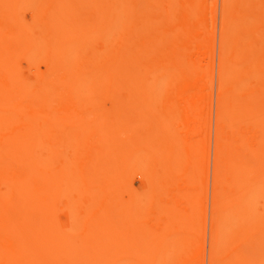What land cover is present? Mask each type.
<instances>
[{
	"label": "bare ground",
	"instance_id": "1",
	"mask_svg": "<svg viewBox=\"0 0 264 264\" xmlns=\"http://www.w3.org/2000/svg\"><path fill=\"white\" fill-rule=\"evenodd\" d=\"M112 1L117 0H0V127L4 129L3 132L0 131V133L2 134L1 136L3 137L2 139H0V264H95L96 261H94L93 259H90L91 261L89 260V256L87 255L88 253L93 258L96 256V259L100 261L103 259L104 262L102 260L100 264H111V262L112 264H136L139 258L141 259L137 264H156L158 261L159 262L157 264H160L161 259L163 258L166 259V263L163 264H173V262L171 261L174 258L173 260L175 262L177 247L180 244L179 241L181 242L183 238H186V235L184 236V234H186V231H184L185 228L182 227L184 226V224L182 226L180 225L182 228H184V230H182V228H179V230H182L180 232L184 231L183 235L179 232V234H181L180 236L177 235L178 231L176 230L180 226L177 227V225H175L179 222L174 224V221L170 223L169 220H167L170 217L166 219L167 216H171V218L173 216H177L179 219L184 216L182 213H177L175 215L172 213V198L176 196V193L181 191L182 187L184 186L181 185L183 174L181 170H179L177 161L172 159V147L174 144L172 143L173 134H171V131L173 132V130L169 131L170 128L160 129V127H157L156 125L158 123L155 119L159 120L162 116V118L164 119L165 116L163 112H161L162 110H158L157 113L153 111L156 110V108L154 109V107L157 106L156 104L158 100L155 97L159 95H157L159 89L163 87H171L170 89H172L173 86L177 87L179 91H177L176 94L172 95L171 100L172 102H180L181 105L183 104L182 106L184 108H180L177 110L181 113V118L178 128L176 126L175 127L179 131L181 130L190 132L191 125L195 120V113H193L192 117L189 114V117L187 118L184 112L186 110L195 111L197 107H199L203 103L204 90L202 88L204 84V74L200 66L194 63L192 59V54H200V48L196 45L190 46L189 43L185 42L189 40L195 41L203 36L204 27L208 24L206 17V13H208L206 12V10L208 9L206 5L207 0H180V2H178V0H136L135 7H133L135 8L134 10L132 8V4L131 7L129 4L130 8H126L124 7L125 4H121V6L116 9L117 7L115 5L117 4L112 5ZM104 2H111V5L115 6L113 7L114 9L108 8L104 4ZM240 2L241 5L238 2V4L240 5V7L238 8L233 7V0H224L223 4L222 17L224 16V22L222 21V49L224 51H222L223 54L220 60V94L217 104L218 137L228 138V140L230 139V143L235 144L238 142L237 140H235V138H242L251 135L253 137L260 136L261 131L264 128V114H262V105H264L262 103L263 96L249 91V88L246 85V83H248L247 80H250L252 75V80L255 81L254 74L263 73L264 68L260 70L261 67H259L257 61L254 60L255 53L251 51L252 48H250V43H248L249 45L247 44L249 47L246 45H242L244 41L241 38L243 36L239 38L242 43L237 42V44H235V46L237 47L234 48L232 52L233 54H228V51H226V48L228 46V38L231 35V29H229V26H247L255 24L254 15L252 13V7L253 4L255 5V0H240ZM127 3H131V1H127ZM177 9H179L181 16L178 18L177 12H175L177 11ZM129 13L130 15L134 13L132 15L133 17L128 16ZM26 14L30 15V19H26L25 17H23L24 15L26 16ZM172 15L173 18L174 16H176L175 18L177 19V22L176 24L174 23L176 27L182 29L181 31H179V33L175 32L176 34L173 33L175 29L172 31ZM156 27L159 31L156 30V32H152V34L150 33L151 35L148 34L149 31H147L146 33L148 35H146L145 32L142 33L144 29H148L151 31ZM239 35H237V37H239ZM134 36H137L135 37L136 39H139L141 37V39L143 40H136ZM131 38L132 40H136L137 43L139 42L136 46V50L138 48L137 52H134L135 49L133 50L132 46V50L130 49V45H132L133 43L136 44L135 41L131 43ZM178 39L186 40L184 42L185 44H180V47L178 41L180 42L181 40ZM100 41L104 44V50L102 51L96 48V44L98 46V42ZM150 54L152 56H155L157 54V60L153 59ZM177 54H184V57L178 60L176 59ZM149 55L150 58L153 59V61L150 58H147V56L149 57ZM20 57L25 59L26 63L24 65H19L17 63V59ZM27 74H33L36 79L34 81H30L26 76ZM180 76H182L183 79L176 84V80ZM155 77H158V79L160 77V79H156V81ZM128 87H133V91L135 92L136 90L138 91L136 95L134 93L135 96L138 95L137 98L139 97L140 100L142 98L145 99H142L143 105H133L134 100L132 101V99L129 98L130 96L127 94L128 92L132 93L131 88V91L129 89L126 90L128 92H124V94H127L128 96H126L125 99L122 98L123 91H125L123 89H127ZM138 88L141 89L139 90ZM142 88L143 90L146 89L144 91L149 90L148 92H145V94H147L145 96H149L148 101L146 97H143L144 91L142 90ZM101 89H107L105 90V93L110 90V92L105 94L104 96L103 94H101L102 101H104V98L108 100H105V103L107 104L109 101L114 99V96H117L115 94H118V92L121 91L119 93V98L125 100L126 102H128L130 99L131 102H128L127 104L130 105L132 103L135 109L132 105V107L128 105L130 109L128 107L127 108L129 110H131V108L136 110L137 113L131 111L136 115H132V113L128 112L129 110L127 109L126 111L128 113H126V111H121L122 107L120 104L122 103V101L120 99H118L117 101L116 97L114 100L118 102L119 106H116V108L118 107V111L109 110L113 107L112 105L108 110L106 109L108 106L110 107V105L105 106L106 109L104 105H101V107H104L103 109L105 110H98L100 104L99 107H97L98 105L96 104H98L99 102L101 103V99L100 101L96 100V94L99 93V90ZM115 89H118L119 91ZM151 89H155L154 92L158 90L156 92V95L153 96L154 99L151 97L152 95H150V93L152 94L153 92ZM112 91L118 92L112 94ZM82 92L86 93V95L83 93V96L81 94ZM140 92L143 94H141ZM66 95H69L70 101L71 99L75 100V98H77L76 101H78V103L83 99L85 100L82 101L83 103L86 101L93 102V100H96L98 103H92L90 106H94L95 104V108H97V110L95 108H91L90 111H81L83 108L88 110L86 108L87 105L82 108L81 106H83L84 104L79 103L78 105L76 104V102V108L74 107L75 105L72 104L73 109H71V105L67 106L61 104V101L63 102L62 98H64V96ZM78 95L82 96L79 97ZM87 98L92 100H87ZM157 98L161 99L159 98V96ZM68 100L67 103L70 102ZM119 100L121 101V103ZM153 100L154 103L156 102V104L153 103ZM148 102L152 104H148ZM109 103L111 104L112 101ZM144 103H146L148 106L146 104L144 105ZM87 104L89 105V102ZM153 104L154 106L152 108ZM60 105H63L65 110L63 108V110L59 109L58 107ZM141 105L147 106V108H149V105H151V109L149 110L144 107L149 110L147 111L146 109H143ZM65 106H67L68 108ZM159 106L160 105L158 104L157 108L161 109L159 108ZM123 107L126 108L125 106ZM77 108H79L80 111L77 110ZM124 108L122 109L125 110ZM144 110L147 111V113H145ZM151 110L152 113L150 112ZM159 112H161L162 115H160L161 113L159 114ZM49 119L50 121L51 119H53L54 122H58V120L60 121L61 119H63L64 121L65 119V121L67 120L69 122L70 125H68L67 127L68 131L62 129L65 132L67 131L68 133H61V135H65V139L67 141H63L64 138L61 135L58 136H61V138L63 139L60 138L57 140V134L55 135V131L53 132L56 136L55 140H57L55 143L53 140L54 138L50 137V135H48V140L53 138L51 140V142L53 141V143H47L44 137L43 139L45 140L42 139V133H44L46 131V128L48 126L50 127L51 125H46V122L50 123ZM140 119L144 120V123H142L141 127L137 126L138 130H135L133 127H131V124L133 126L134 124L132 122L135 120L139 121ZM147 119H150V121H147ZM142 120H140V122ZM145 120L148 125H150L149 122H152V120L153 122L155 121L154 125L156 131L155 129H153L155 132L147 125L146 128L144 127L146 124ZM162 122L165 123L164 120H162ZM84 123L86 124L84 125ZM55 124L56 123H54V126L57 125ZM58 124H60V122H58ZM63 124L66 125L68 123L63 122ZM81 124H83L84 126ZM136 125L140 124L137 123L135 124V126ZM82 126L85 127V132L83 133H81V130H84L82 128L80 129V127ZM129 126L133 129L129 128ZM256 126L258 130L252 131V128L255 129ZM44 127H46L45 131L42 130V128ZM54 128L57 130V127ZM86 128H88V130ZM139 128H143V130H140ZM128 129H130V131L132 132H130ZM60 130L61 129H59L58 131ZM58 131H56V133ZM179 131H177V133ZM70 132H72L71 135L69 134ZM78 132L80 134H78L80 138L76 136ZM49 133L52 132L49 131ZM58 134H60V132H58ZM66 134H69L68 136L72 138L73 141L71 139L69 140ZM73 134L74 136L78 137V140L82 139V142L86 141L84 137L86 136L87 141L85 143H82L81 141L80 143H75ZM6 136H9L10 140L5 139ZM44 136L48 137L45 134ZM83 139L85 140L83 141ZM135 142L137 145H134L138 147V149L141 148L139 150V153H135L136 147L131 148L133 147L132 143ZM83 148L87 149L85 150L87 151V153L89 152L87 154V158L83 157L85 153L83 152V150L82 158L78 154V152H81L78 150ZM230 148L234 151L236 149V145H231ZM130 149L134 151L133 153L136 156L132 153V150L130 151ZM142 149H145L146 152H143ZM140 151H142V153H140ZM75 152H77L78 155ZM82 152L80 154H82ZM118 152L122 153L124 158H122V154L118 156ZM129 154H131V158L133 160L125 159L128 157H126V155ZM145 155L147 157H145ZM220 156L221 153L217 152L218 159L220 158ZM67 157L70 158L69 162H67L66 160ZM118 157L120 158L119 160H117ZM105 159L107 160V162L108 160L111 161L112 159L113 162L111 161V163H113V166H115L112 167V170L116 168L114 169V171H111V169L108 170V174L107 172H105V167V170L103 169L104 172L102 170V165H104L106 162ZM124 159L126 161L128 160L127 162L129 164ZM148 159L149 161H147ZM50 160L56 161H54L55 164H53V167L52 164H50L52 163V161ZM122 160H124L125 162H123ZM129 160L131 162H129ZM116 161H119V166L118 162ZM107 162L105 165H107ZM122 162L129 165H125V167L127 166V169L123 168L124 166ZM149 164L151 165L152 169L150 168L148 170V166H150ZM146 165L148 168L146 167ZM98 167H100L101 169ZM95 168H98V173H106L103 174L102 177V174L100 173V177L105 180L106 183H103V180H98V178L100 177L98 176V173L96 172L97 170H95ZM117 168L122 169L117 170ZM123 169L129 171L124 174L126 171L124 172ZM248 169V167L245 168L242 174H247L245 172H248ZM250 169L253 170L252 166ZM134 170H136L137 172H135ZM110 171L115 172V174L117 173L119 175H122V177L120 176L121 178H118V180H123L124 177L127 178L129 174H131L130 172H135V174L139 176L141 173L147 185L153 186V191L150 188L151 186H149L150 189L148 188V190H151L154 193L152 196V193L150 191L152 204L147 201L150 200V197L148 196L149 193L147 192L148 190H146L147 188L145 190L143 188H140L143 189L141 190L142 192L140 191V189L133 190L132 188L135 187L126 185V180H130L129 178H127L126 180L124 179L125 181L123 180L122 183L118 182L117 180V185L114 181H112V179L116 181V176L113 177L109 175ZM225 173L226 174L224 178L222 179L220 177H217L215 183L214 202L216 207L218 208V211L223 209V212H226L230 209L227 208V206H231L230 203L233 202L235 191H240V201H242L248 194H257L264 187L263 183L259 180H256L255 178H251L249 182L245 183L244 181L242 182L237 179L235 177V173L229 172V170ZM137 175H135V177ZM105 176L106 178L112 177L111 179H107L109 181H112V183L110 181L111 184L109 183V181L104 179ZM185 176L187 177L189 176V174H186ZM136 178H139L140 180L142 179L143 181V178H140L138 176ZM94 181H100L104 186L96 187V183L93 185ZM97 183L98 185H100L99 182ZM112 184L114 186L116 185L117 189L120 187V189H113ZM120 184H122V186ZM125 185L128 187H125ZM123 186L125 187V190H121ZM130 188L132 189V192H134L138 197L136 195L135 196L139 198L137 199L135 197V199L133 195H130V200H132V197L133 202H135L134 200H136V202L132 203L131 205L125 203L130 202L127 198L130 193H124L131 192ZM109 191H118V194L122 197L120 198L118 194L116 195L122 201L124 200L122 203L123 205L120 204L121 200L117 198L115 194L114 197L116 198H112V200L110 199L111 197L109 199L105 197V200H102L103 198H100L101 200L98 199L96 201H94L95 199L92 200V196H94L95 193L96 196L97 193L99 196H104L105 194L107 195ZM99 192H101L103 195H100ZM137 192L142 196L140 195L139 197V194ZM147 196L148 198H146ZM56 198L64 199V202L62 203V205H64V208L68 206L66 205V203L71 206H68L71 209L74 207L75 203H78L85 208V211L87 210L88 215L85 213L86 216H81V218H79L83 219L82 221L77 218L80 221V225H78L77 227H73L75 229H68V232L70 233V235L68 234V232L66 233L68 238L65 237L66 235L64 236V232H66L67 230L64 231V229V232L62 233L63 228L61 227V224H56V222H60L58 217H56L58 220L54 219L53 214L55 212L53 211V213V209L49 208L50 204L52 205L51 199ZM48 199H50L51 202L48 201V204H43ZM140 199H145V204L143 202L141 203ZM65 200H67V202ZM137 200L139 201L137 202ZM69 201L73 202L74 204L72 203L71 205ZM61 202L62 201L56 203L55 207H57V204L59 203L61 206ZM133 204H135V206H133ZM140 204L142 205L138 212L137 210H135V208L136 206L139 207ZM147 204H151V206ZM41 205L48 206H45L46 209L44 210V212L47 210V214H45L46 217H53V219L48 218L51 219L49 221L54 223L53 220H57L54 224H52L53 226L55 224L58 226L56 227L55 225V227H53L54 230L52 229V225L50 224L51 222L49 223L47 218H44V212L43 210L42 212L40 210L44 208V206L42 207ZM119 205H121L122 207ZM146 205L149 207L145 208ZM123 206L128 210L130 209L131 212L133 210L134 213L128 212L130 214L129 215L122 209ZM127 206H130L131 208L133 207V209H131L130 207L128 208ZM47 208H49L53 213L52 214L50 212L52 216H49L51 214L48 213ZM69 208L68 212L71 215L72 213ZM120 208L126 214H122ZM56 209L58 210L59 208ZM73 209L72 212H75V210H77L78 208H76L75 210ZM119 211H121V213H119ZM218 211L216 218L217 220L214 225V231L212 235L213 259L211 264H241L242 262L243 264H251V262L254 261L249 259L251 262L249 260L247 261H249L250 263L246 262V260H244L245 257H243V254L237 252V249L232 250V248L229 247V251H219L220 248L228 249V246H230L232 242L229 241L230 238L228 236L227 237L229 239L227 240L226 237L222 238L223 236L219 235L220 232L222 234L223 231H221L222 228H220L221 226H219L218 224L220 219L218 217ZM57 212L54 215H58ZM62 213L64 214V212ZM124 214V217L126 218L121 217ZM131 214L134 217L137 216L135 220ZM73 216L75 215L73 214ZM138 216H140V218ZM145 216L147 217V219H145ZM76 217H78V214H76ZM119 217H121V220ZM129 217H131L130 220L128 219ZM69 218L72 219V215ZM122 218L123 220L128 219L130 223L129 225L132 226H130V229H132L130 230L131 234L132 232L135 234L136 231L138 237L137 235H135L134 237H137L136 239H139L141 241H136V239L134 238L131 239V236L134 234L131 235L130 232L127 233V231H124L125 229H122L125 228L123 227V225L128 224V221L124 220V224L121 227ZM103 219L107 221H101ZM76 220L74 221L75 223L79 222L78 220ZM164 220H167L166 223L168 222L171 224L169 226L168 223L166 224V230V227H163ZM171 220H173V218ZM133 221L135 222V224H138V226L134 225ZM137 221H139V223ZM45 222L49 224L46 225ZM101 222H104L106 225L102 226L104 223L102 224ZM175 222H177V220ZM172 224L174 229L173 232L172 230H168L171 229L170 226H172ZM133 225L135 226V228ZM162 227L163 234L165 233L164 231H167V233L169 231L168 237L170 239H164L165 236L167 237V233L164 234L165 236H161L162 241L163 239L164 241L166 240L165 242L163 241V246L157 243V238L158 240H160L159 234H161L160 231ZM175 227L177 228L175 229ZM103 228H105V231L103 232H106V235L104 233L102 234L105 236L110 235L111 243H113L112 246L114 245L113 247L116 248V253L120 248V252H118V255H120V257L115 254V251L113 249L110 252L109 248L105 249L106 247H109L111 243L101 242L99 241V239L96 241L95 239L93 240V238L96 237L95 234L101 233V229L103 230ZM136 228L138 229V232ZM55 230L56 232H53V234L51 231ZM59 230L61 231L59 232ZM192 230H188L189 236L193 234ZM223 230H225V228ZM122 231L126 234L127 237L124 236V238L126 239L123 238L124 234H122ZM49 233H51L52 235ZM145 233L148 239H145ZM149 233L152 236L153 234H156V236L151 237ZM172 233H175V235H177V238H174V234ZM223 233L226 234L227 232ZM55 234L58 236L61 235L60 237H64V239H61L59 237V239H61L59 240L57 238L58 236H56ZM121 234L122 237L120 239L119 236H121ZM147 234H149L150 237ZM69 236L71 237V239ZM170 236L173 239L170 238ZM179 236L180 238H183L179 239ZM193 237L195 238L194 235ZM153 238H155L154 242L157 241L156 243H154V245L153 241L151 242V240H154ZM84 239L85 242L83 241ZM186 239L187 241L189 240L188 237ZM219 239L222 240L218 241ZM223 239L226 240L223 241ZM56 240L57 242H62L59 244L56 242ZM128 240L129 242H127ZM167 240H169L170 242V247L168 248V250H166L169 246V243L166 244L168 242ZM68 241L69 243H67ZM138 241L141 244L136 243ZM149 241L151 244L149 243ZM171 241L175 242L174 244H172L173 246L171 245V243H173ZM183 241L181 243H183ZM194 241L192 240V243ZM221 241L222 244H219L221 243ZM226 241L229 242L227 243ZM142 242H147L145 243L148 244L147 248L146 246L144 247V244ZM177 242L179 244H176ZM68 244L70 245V247ZM175 244L176 246L174 247ZM184 244H186V242ZM149 245H153L150 246L153 248L156 246V253L157 250L161 253L163 252L162 250H165L163 252L164 254L162 253V255L160 252V255L156 254L153 249H148ZM222 245L228 246L224 247ZM134 246L137 247L136 250ZM158 246H162L163 249L156 250V248H159ZM186 246L188 245L186 244ZM195 246L196 243L194 244L193 250H197V252H199L197 247L195 248ZM64 247H66V250L64 249ZM67 247L68 250L73 253L67 254ZM171 247V255H175L174 257L169 256L170 253H168L170 252L169 250ZM232 247L234 248L233 245ZM103 248L106 250L105 253ZM130 248H132L135 253L140 250L138 252L139 254H135L133 251H131ZM179 248L181 249L183 247ZM94 249L95 251H93ZM128 249H130V251ZM188 249H190V247ZM191 249L189 251L191 252L190 254L186 252L187 248L185 247L186 254L184 253V255L188 256L190 254L192 258L187 256L184 257L183 253L181 255L177 251V254L179 255L177 257L178 259L176 258L175 263L197 264V262L199 261L198 254L195 251L193 252V250L191 251ZM86 250L88 251V253L86 252ZM90 250H92V252H90ZM143 250L144 252L147 251L145 253H147L146 255L148 257L144 255ZM149 251L152 254H150ZM107 252L109 255H112L115 260L114 258L113 260L112 258L107 259ZM99 253L101 254V258ZM126 253L130 256H126ZM235 253L238 254L233 255ZM63 254H65L66 258H64ZM121 254H124L125 256L123 255V257ZM222 254L225 255L223 256ZM68 255L69 260L67 259ZM70 255H72V257H70ZM77 255L79 256L77 257ZM115 255H117L118 258H116L117 256L115 257ZM143 255L146 257H144ZM158 255L160 257H157ZM135 256L136 258L138 257V259H136ZM152 256H154L155 258ZM127 257L129 259H123ZM77 258L79 260H77ZM120 258L123 260H121ZM150 258L151 260H149ZM147 259L149 261H147ZM155 259H157V261ZM124 260H127L128 263L123 262ZM152 260H155V262H153ZM240 260H242L241 263ZM256 262H254V264H262L261 262ZM96 264H98V262Z\"/></svg>",
	"mask_w": 264,
	"mask_h": 264
},
{
	"label": "rangeland",
	"instance_id": "2",
	"mask_svg": "<svg viewBox=\"0 0 264 264\" xmlns=\"http://www.w3.org/2000/svg\"><path fill=\"white\" fill-rule=\"evenodd\" d=\"M127 1H131V3H127ZM242 1V0H241ZM113 2H115V3H113ZM178 2H180V0H178ZM207 2V10H206V12H208V13H206L207 14V21H208V24H207V26H205L204 27V33H203V36L201 37V38H199V39H197V40H189V41H187V42H185L186 40H182V39H184V38H182V39H178V40H181L180 42L178 41V44H179V46L181 47V45L182 44H185V43H189L190 44V46H198L199 48H200V54H192L193 56H192V59H193V62L194 63H196L198 66H200V68L202 69V71H203V74H204V84H203V90H204V100H203V103L199 106V107H197V109L195 110V111H193V110H186L184 113H185V116L188 118L189 117V114H190V116L192 117L193 116V113H195V120H194V122L192 123V125H191V129H190V132H188V131H179L177 128H178V125H179V123H180V118H181V116H180V112H178L177 110L178 109H183L184 107L181 105V103L180 102H172V95H174V94H176L177 93V91H179L178 90V88L177 87H175V86H173L172 87V89H170L169 87H163V88H160L159 89V92H161V93H157V95L159 96V98H161V99H158L157 97H155L156 99V101H157V104H156V102L154 103V100H153V103L154 104H156L157 106H158V104L160 105L159 106V108H161V109H158L157 108V106L156 107H154V109L156 108V110L155 111H153V112H156L157 113V111L158 110H162L161 112H163V114H164V116H165V118H166V120H165V118L163 119L161 116V118L159 119V120H157V119H155L156 120V122L159 124V126H158V124L156 125L157 127H160V129H169V131L170 130H173V132L171 131V134H173V138H172V143L174 144L173 145V147H172V159L173 160H176L177 161V164H178V166H179V170H181V172H182V174H183V176H182V179H181V181H182V184L181 185H184L183 187H182V190L181 191H179L178 193H176L177 195L176 196H174L173 198H172V213L175 215V214H177V213H182L184 216H182V217H185V218H182L181 217V219H179L177 216H173L172 218H173V220H171L172 218H171V216H167L166 217V219L167 218H169V219H167V220H169V222L171 223L172 221H174L173 223L175 224V223H178V224H175V225H177V227L178 226H182L183 224H184V226H182V227H184L185 228V230H184V228H182L181 226L180 227H178V229H176L177 227H175V229L178 231L177 232V235H180L181 236V234L183 235L184 233V231H186L185 233L186 234H184V236L187 238H189V242H191V243H189L188 241H187V239L185 240L183 237V239L182 238H180V236H179V239H182L181 240V242L183 241V243H181L180 241H179V243L177 242L176 244H179L178 245V247H177V251L179 252V254H181L182 255V253H183V255H184V253L186 254V252H188V253H190L191 254V252H189L190 251V249H191V247H192V249H191V251L194 249V244L196 243V246H195V248L197 247V249H198V251L199 252H197V250L195 251V250H193V252L195 251L197 254H198V262H197V264H211V262H212V259H213V249H212V245H213V243H212V240H213V238H212V235H213V231H214V225H215V223H216V218H217V211H218V208L216 207V205H215V202H214V191H215V183H216V180H217V177H220V178H224V176H225V172H227L228 170H229V172H233V173H235V177L237 178V179H239L240 181H244L245 183L246 182H249L250 180H251V178H255L256 180H259V181H261L262 183H263V185H264V128H263V130L261 131V129H260V131H261V135L260 136H257V137H253L252 135L251 136H247V137H238V138H235V140H237L238 142L235 144V143H230V139L228 140V138H225V137H218V121H217V108H218V106H217V104H218V97H219V94H220V78H219V68H220V60H221V58H222V54H223V52L222 51H224L222 48H223V44H222V30H223V22H224V16L222 17V9H223V4H224V0H207L206 1ZM238 2H239V4L241 5V2H240V0L238 1V0H233V7H235V8H238V7H240V5L238 4ZM104 4L108 7V8H110V9H114L113 7H117L116 9H118L119 8V6H121V4H125L124 5V7H126V8H128L129 7V4H130V7H131V4H132V8L133 7H135V4H136V0L134 1V0H122V1H112V5H115V4H117V5H115V6H112L111 5V2L109 3V2H104ZM127 4V5H126ZM122 5V6H123ZM239 5V6H238ZM237 6V7H236ZM129 7V8H130ZM120 9H121V7H120ZM135 8H133V10H134ZM252 13H253V15H254V19H255V24H252V25H247V26H240V25H231V26H229V29H231L230 31L232 32H230V36H229V38H228V46H227V48H226V51H228L227 53L228 54H233L232 52H233V50H234V48H236L237 46H235V44H237V42L238 43H242V41L239 39L240 37H242L241 39L244 41L243 43H242V45H246V46H248L249 44L248 43H250V48H252V52L253 53H255L254 54V60L255 61H257V64H258V66L259 67H261L260 68V70H262L263 68H264V0H255V5L253 4V7H252ZM134 12V11H133ZM175 12H177V18L178 17H181L180 16V12H179V9H177V11H175ZM181 13H183V12H181ZM134 14V13H133ZM132 14V15H133ZM174 14H176V13H174ZM126 15H128V14H126ZM132 15H130V13H129V15L128 16H132ZM160 15V14H159ZM23 16V15H22ZM127 16V17H128ZM23 17H25L26 19H30V15L29 14H26V16L24 15ZM133 17V16H132ZM176 16H174V18H173V15H172V31H173V33H179V31H181L182 29H179V28H177L176 27V22H177V19L175 18ZM223 21V22H222ZM175 23V24H174ZM234 26V27H233ZM239 27V28H238ZM144 29V28H143ZM142 29V30H143ZM152 29V28H151ZM160 29V28H159ZM238 29V30H237ZM245 29V30H244ZM141 30V31H142ZM145 30V31H144ZM143 30V32L142 33H144L145 32V34L147 33V31H149L148 32V34L149 35H151L152 34V32H156V30H158V28L156 27V28H153V30H148V29H144ZM155 30V31H154ZM247 30V31H246ZM159 31V30H158ZM151 33V34H150ZM172 33V34H173ZM175 33V34H176ZM148 34H146V35H148ZM236 34V35H235ZM240 34V35H239ZM244 34V35H243ZM142 35V34H141ZM237 35H239V37H237ZM144 36V35H143ZM135 37H137V36H134V38ZM145 37V36H144ZM244 38V39H243ZM136 39V38H135ZM139 39H141V37L139 38ZM138 38L136 39V40H139ZM131 40H132V38H131ZM136 40H132L131 41V43H133V41H135L136 42V44L135 43H133L134 44V46H133V44L132 45H130V47L132 46L133 47V50L135 49V51L134 52H137V50H138V48H137V50H136V46L138 45V43H137V41ZM141 40H143V39H141ZM140 41V40H139ZM185 42V43H184ZM181 44V45H180ZM248 44V45H247ZM186 45H188V44H186ZM186 45H184V46H186ZM239 45V44H238ZM183 46V47H184ZM132 47L130 48L131 50H132ZM249 47V46H248ZM96 48L98 49V50H104L103 48H104V44H103V42H98V46H97V44H96ZM181 50V49H180ZM232 50V51H231ZM133 52V51H132ZM152 54V53H151ZM150 54V55H151ZM150 55H149V57L147 56V58L149 59L150 58ZM154 55V54H153ZM157 55V54H156ZM152 56V58L153 59H155V60H157V56ZM182 57H184V54H177V56H176V59H178V60H180ZM147 58H146V60H147ZM151 59V58H150ZM153 59H151L152 61H153ZM159 59V58H158ZM149 61V60H148ZM182 61H183V59H182ZM150 62V61H149ZM17 63L19 64V65H24L25 63H26V61H25V59L24 58H22V57H20V58H18L17 59ZM255 75V81L254 80H252V78H253V75H252V77H251V79L249 80H247V82L250 84H248V83H246V85H247V87L249 88V91H251V92H254V93H256V94H259L260 96L262 95L263 96V100H262V103L264 104V72L263 73H257V74H254ZM27 76V78L30 80V81H34L36 78L34 77V75L32 74V75H30V74H27L26 75ZM159 80L160 79V77H159V79H158V77H155V80ZM179 79V80H178ZM178 79L176 80V84L177 83H179L180 81H182V76H180V77H178ZM181 79V80H180ZM156 80V81H157ZM242 85V84H241ZM132 89V93L131 92H128V91H126V90H129V89ZM137 88V87H136ZM131 89H130V91H131ZM139 90L141 89V88H138ZM163 89H164V91H163ZM105 90H107V89H105ZM105 90H103V89H101V90H99V93H97L96 94V100H99L100 101V99L102 98V95L101 94H103V96L105 95V94H107V93H109L110 92V90H108L107 91V93H105ZM115 90H118V89H115ZM122 90V89H121ZM123 90H125V91H123V94H122V98L123 99H125L126 98V96H130L129 98L130 99H132V101L134 100V104L133 105H135V104H142L143 103V101H142V99H144V98H142L141 100L139 99V97L137 98V96H135L136 94H137V90H136V92L135 91H133V87H128L127 89H123ZM135 90V89H134ZM142 90H143V88H142ZM144 90H146V89H144ZM143 90V91H144ZM153 92L155 91V89H151ZM175 90V91H174ZM69 91V90H68ZM68 91H66V92H68ZM81 91H83V90H81ZM102 91V92H101ZM104 91V92H103ZM119 91V90H118ZM118 91H116V92H114V91H112L113 93L112 94H115V93H117ZM142 91V92H143ZM149 91V90H148ZM148 91H144V96L143 97H146V99H147V101H148V97L147 96H145V95H147V94H145V92H148ZM152 91H150V92H152ZM158 90H156V92H157ZM85 92V91H84ZM84 92H82L81 94L83 95V93ZM121 92V91H120ZM120 92H118V94H115V95H117L118 96V98H117V96H114V99H115V97H116V100L118 101V99H120L119 98V93ZM124 92H128L127 94H124ZM153 92H152V94L150 93V95H152L151 97L154 99V95H156V92H154V94H153ZM134 93H135V95H134ZM141 93V92H140ZM140 93H139V95H140ZM85 95H86V93H84ZM121 94H120V96H121ZM141 94H143V93H141ZM149 94V93H148ZM82 95H80V96H82ZM100 97H98V96ZM66 96H68V97H66ZM66 96H64V98L66 99H64V98H62L63 99V102L61 101V104H63V105H67V106H70L71 105V107H72V104L73 105H75L74 107L76 108V104H78L79 105V103H83L82 101H85L84 99L82 100V101H79V103H78V101H76V99L77 98H75V100H72L71 99V101H70V98H69V95H66ZM79 96V95H78ZM79 96V97H80ZM84 96V95H83ZM142 96V95H141ZM141 96H140V98H141ZM161 96V97H160ZM98 97V98H97ZM82 98V97H81ZM85 98V97H84ZM151 98V99H152ZM69 99V100H68ZM78 99H80V98H78ZM86 99V98H85ZM114 99H112L111 101H112V103L110 104L109 102H111V101H109L108 102V104L107 103H105V100L106 101H108L107 99H105L104 98V101H102V99H101V103L99 102H97L96 100L94 101L93 100V102H91V101H88L89 102V105L87 104L88 102L86 101V102H84L83 104V106H81L82 108L83 107H85L86 105H87V109L88 110H86L85 108H81L82 110L81 111H90L91 110V108H95L96 107V105H98L97 107H99V104H100V107H101V105L103 106L104 105V107L105 106H107V105H110V107L108 106L107 107V109H106V107H105V109L106 110H108L109 108H111V105L113 106L112 108H114V109H109V110H117L118 111V107L116 108V106H119L118 105V102L117 101H115ZM129 99V101L128 102H131V100ZM150 99V100H151ZM166 102H164L163 100ZM67 100L68 101H70V102H68L67 103ZM87 100H92V99H88L87 98ZM122 101V103H121V101ZM119 101H120V105H121V107L122 108H124L123 106H125L126 108H124L125 110H123L121 107V111H126V109L127 110H129L130 109V107H128V105L129 104H127L128 102H126L125 100H122V99H120ZM128 100V99H127ZM145 100V99H144ZM123 101H124V103H123ZM146 101V102H147ZM75 102H76V104H75ZM95 102H97L98 104H96ZM104 102V103H103ZM136 102V103H135ZM66 103V104H65ZM92 103H95L94 104V106H90ZM125 103H126V105H125ZM161 103V104H160ZM117 104V105H116ZM122 104H123V106H122ZM146 103H144V105H145ZM148 104H152V103H150V102H148ZM154 104L152 105V108H153V106H154ZM62 105V106H63ZM78 105H77V107H78ZM132 105V103L129 105V106H131ZM132 105V106H133ZM143 105V104H142ZM141 105V107H143V109H146L147 108V106H142ZM61 106V105H60ZM60 106L58 107L59 109H61V110H63L64 109V106L62 107L61 106V108H60ZM67 106H65V107H67ZM131 106V107H132ZM136 106V105H135ZM138 106V105H137ZM164 106H165V108H164ZM99 107V109L98 110H105V109H103L102 107V109ZM129 109H128V108ZM139 107V106H138ZM140 107V108H141ZM144 107H146V108H144ZM151 107V105H149V108H147V109H151L150 108ZM63 108V109H62ZM68 108V107H67ZM74 108V109H75ZM80 108V107H79ZM79 108H77V110H79ZM133 108L135 109V107L133 106ZM262 108H263V113L262 114H264V105H262ZM71 109H73V107L71 108ZM96 110H97V108H95ZM134 109H132L131 108V110H129L128 112H131V111H134V112H136L137 113V111L136 110H134ZM146 109V110H147ZM65 110V109H64ZM149 110H147V111H149ZM80 111V110H79ZM145 111V110H144ZM147 111H145V113H147ZM176 111H177V113H176ZM127 111H126V113H128ZM133 112V113H134ZM151 113H152V110L150 111ZM161 112H159V114L161 113ZM175 112V113H174ZM132 113V112H131ZM131 113H129V114H131ZM132 113V115H136L135 113L133 114ZM140 114H142V113H140ZM150 114V113H149ZM170 114V115H169ZM160 115H162V113L160 114ZM146 119V118H145ZM164 120L165 121V123H167V124H165L164 122H162V120ZM263 119H264V116H263ZM140 120H142V119H140ZM140 120L139 121H137V120H135V121H133L132 123L134 124L133 126H132V124H131V127H133L135 130H138V127H141V125H142V123H144V120H142L141 122H140ZM161 120V121H160ZM147 121H150V119H147ZM49 122L50 123H48V122H46L47 124L46 125H50V127L48 126L47 128L46 127H44V128H42V130H44L45 131V128H46V131L44 132V131H42V130H40V131H42V132H44V133H42L43 134V136H42V139H43V137L46 139H43V140H45L47 143H53V141L51 142V140L53 139L54 140V143L58 140V139H60L61 138V136L64 138H61V139H63V141H65L66 139V137H65V133L68 131V129H67V127H68V125H70L69 124V122L66 120L65 121V119H64V121H63V119H61L60 121L58 120V122H60V124H58V122L56 121V122H54L53 121V119H51V121H50V119H49ZM52 122H54V123H56L55 125L56 126H54V123H52ZM63 122H67L68 124H66V125H64L63 124ZM135 122V123H134ZM152 122H153V120H152ZM152 122H149V124L152 126ZM155 122V121H154ZM154 122H153V126H154V128H153V126L151 127L150 125H148V123H146V120H145V128L147 127V126H149L150 127V129L152 128V130L153 129H155V131H156V128H155V125H154ZM161 122V123H160ZM177 122V123H176ZM137 123H139L140 125H136L135 126V124H137ZM86 123H84V125H85ZM161 124H164L165 125V127H164V125H161ZM45 125V124H44ZM45 125V126H46ZM81 125H83V124H81ZM83 125V126H84ZM147 125V126H146ZM43 126V125H42ZM57 127V130L54 128V127ZM59 126V127H58ZM65 126V127H64ZM80 127V129L82 128L83 130H84V128L85 127ZM138 126V127H137ZM174 126V127H173ZM177 128H176V127ZM64 127V128H63ZM130 126H129V128H131ZM143 127V128H144ZM50 128V129H49ZM133 128H131V129H133ZM143 128H139L140 130L142 129L143 130ZM59 129H61L60 131H58ZM62 129H65V130H67L66 132L64 131V130H62ZM87 130H88V128H86ZM53 130V131H52ZM129 131H130V129H128ZM134 130V131H135ZM145 130H147V129H145ZM148 130H149V128H148ZM158 130H159V128H158ZM256 130H258V128H257V126H256V128L255 129H253L252 128V131H256ZM0 131L1 132H3L4 131V129L3 128H1L0 127ZM49 131L50 132H52V133H49ZM55 131V135L57 136V140H55L56 139V136L54 135V132ZM56 131H58V132H60V134H58V132L56 133ZM63 131V132H62ZM78 131V130H77ZM154 131V130H153ZM154 131V132H155ZM177 131H179L178 133H177ZM83 132H85V130L84 131H82L81 130V133H83ZM130 132H132V131H130ZM153 132V133H154ZM61 133H64L63 135H61ZM68 133V132H67ZM71 133L72 132H70L69 134L71 135ZM73 133H76V132H73ZM175 133V134H174ZM44 134L46 135V136H48V135H50V137H53L52 139H50V140H48L49 139V136L48 137H45L44 136ZM51 134H53V135H51ZM69 134H66V136H68ZM78 134H79V132L76 134V136H78ZM177 134V135H176ZM2 134L0 133V136H1ZM58 135H61V136H58ZM80 135V134H79ZM176 135V136H175ZM76 136H74V134H73V138L75 139V143L76 142H79L80 143V141L82 142V139H80V140H78V137L80 138V136H78V137H76ZM175 136V137H174ZM8 137V138H7ZM85 137V139H86V141H87V138H86V136H84ZM3 137L1 136L0 137V139H2ZM67 138H69V140L71 139L72 141H73V139L72 138H70L69 136L67 137ZM77 138V139H76ZM5 139H8V140H10V138H9V136H6V138ZM85 139H83V141L85 140ZM68 140V141H69ZM77 140V141H76ZM60 141V140H59ZM58 141V142H59ZM67 141V140H66ZM72 141H70V142H72ZM86 141H84V142H82V143H85ZM232 141V140H231ZM234 142V141H233ZM133 144V147H131V148H134V147H136L135 145H137L136 144V142L135 143H132ZM135 144V145H134ZM131 145V144H130ZM231 145L233 146V145H236V149L233 151V149L231 150ZM132 146V145H131ZM144 148H146V147H144ZM136 149H137V151H136ZM136 149H135V153H139V150L141 149H138V147H136ZM82 150H83V152H85L84 153V156H83V152H82ZM85 150H87V149H80V150H78V151H81L82 152V154H80L81 152H78V154L80 155V157L82 158V156L83 157H85V158H87L88 156H87V154L89 153H87V151H85ZM132 149H130V151H131ZM143 150V149H142ZM145 151V149L143 150V152ZM134 151L132 150V153H133ZM146 152V151H145ZM217 152H220L221 153V156H220V158L218 159L217 158ZM76 154H77V152H75ZM140 153H142V151H140ZM77 154V155H78ZM122 153H120V152H118V156L119 155H121ZM134 154V153H133ZM135 155V154H134ZM143 155V154H142ZM107 156V155H106ZM130 157V158H128V157ZM136 156V155H135ZM151 156V155H150ZM149 156V157H150ZM117 157V156H116ZM126 157L127 158H125V159H132L131 158V154H129V155H126ZM145 157H147L146 155H145ZM84 158V159H85ZM122 158H124V156H123V154H122ZM121 158V159H122ZM141 158V157H140ZM117 159V158H116ZM120 158L118 157V159L117 160H119ZM124 159V160H125ZM143 159H144V157H143ZM151 159V158H150ZM66 160H67V162H69L70 161V158L69 157H67L66 158ZM106 160V159H105ZM124 160H122L123 162H125ZM133 160V159H132ZM137 160V159H136ZM50 161H52V160H50ZM54 161L55 160H53L52 161V163H50V164H52V167H53V164H55L54 163ZM111 161H112V159H111ZM111 161L110 160H108V162H107V160H106V162H107V165H105L106 164V162H105V166L104 165H102L103 167H102V170L104 169L105 170V168H106V171L105 172H107V174H108V170H110L111 169V171H114V169H116V168H114L113 170H112V167H115V166H113V163H111ZM128 161V160H127ZM126 161V162H127ZM143 161V160H142ZM147 161H149V159L147 160ZM151 161V160H150ZM56 162V161H55ZM113 162V161H112ZM116 162H118V166H119V161H116ZM122 162V164H123V168L125 169L127 166H129V165H127V163H123ZM129 162H131L130 160H129ZM140 162V161H139ZM120 163H121V161H120ZM138 163V162H137ZM149 163V162H148ZM117 164V163H116ZM129 164V163H128ZM131 164V163H130ZM125 165H127L126 167H125ZM150 165V164H149ZM120 166V167H121ZM131 166V165H130ZM251 166H252V169L253 170H251L250 168H251ZM52 167H51V169H52ZM101 167V166H100ZM100 167H98V168H100ZM105 167V168H104ZM109 167H111V168H109ZM116 167H117V165H116ZM137 167V166H136ZM135 167V168H136ZM146 167H147V165H146ZM149 167V168H148ZM147 168H148V170L151 168V165L150 166H148ZM249 168L248 169V172H245V173H247V174H242L243 173V170H245V168ZM98 168L96 169L95 168V170H97L96 172L98 173ZM53 169H55V168H53ZM101 169V168H100ZM119 169H122V168H117V170H119ZM123 169V170H124ZM127 169V168H126ZM142 169V168H141ZM152 169V168H151ZM95 170H94V172H95ZM101 170V171H102ZM104 170H103V172H104ZM251 170V171H250ZM110 171V174L109 175H111V176H113V177H115L116 178V181L115 180H113L112 179V181H114L115 183L117 182V180H118V178H121L122 177V175H119V174H115V172H111ZM126 171V172H125ZM129 171V170H128ZM127 170H124V174H126L127 172H128ZM135 172H137L136 170H134ZM117 172H119V171H117ZM120 172H121V170H120ZM135 172H130L131 174H129V176L127 177V178H129L130 180H128L127 178H125L124 177V179L126 180V185H130V186H132V187H135V188H132L133 190H135V189H140V188H143L144 190L146 189V190H148V188H149V186H151V185H147V183H146V181L144 180V178H143V176H142V174L140 173V176L139 175H137V174H135ZM189 172V173H188ZM253 172V173H252ZM101 173V172H100ZM100 173H98V176L100 177ZM133 173H134V175H133ZM240 173V174H239ZM102 175H101V177L103 176V174H106V173H101ZM186 174H189V176H185ZM132 175V176H131ZM135 175H137L138 177H140V178H143V181H142V179L140 180L139 178H136L135 177ZM121 176V177H120ZM125 176V175H124ZM131 176V177H130ZM142 176V177H141ZM100 177V178H101ZM107 177H109V176H107ZM234 177V178H235ZM100 178H98V180H103L102 178L100 179ZM104 178V177H103ZM112 178V177H111ZM110 177L109 178H106V176H105V178L104 179H111ZM123 179V180H124ZM164 179H166V178H164ZM97 180V179H96ZM123 180H118V182H120V183H122L123 182ZM124 180V181H125ZM133 180V181H132ZM100 181H94L93 182V185L95 184V186L97 187H102V186H104V185H102L101 183L103 182H105L106 183V181L105 180H103L102 182H100ZM107 181H109V180H107ZM111 181V180H110ZM110 181H109V183H110ZM112 181H111V183H112ZM132 181V182H131ZM97 182H99V184L100 185H98V183ZM130 182V183H129ZM110 183V184H111ZM117 184V183H116ZM106 185V184H105ZM118 185V184H117ZM121 186H122V184H120ZM125 185V187H128V186H126ZM112 186H113V189H115L116 188V185L114 186L113 184H112ZM148 186V187H147ZM125 187L123 186V188L121 189V190H125ZM130 188V189H131ZM151 189H152V191H153V186H151L150 187ZM149 188V189H150ZM113 189H111V190H113ZM117 189V188H116ZM115 189V190H116ZM118 189H120V187L118 188ZM117 189V190H118ZM132 189L130 190L131 192H124V193H130L129 194V196L127 197L128 198V200L130 201V202H125V203H127V204H129V205H131L132 203H135L136 202V200H134L135 202H133V197H132V200H130L131 198V196L133 195L134 196V198L137 196L134 192H132ZM143 189H140V191L141 190H143ZM110 190V191H111ZM120 190V191H121ZM127 190V189H126ZM108 192V194H109V196H108V194L105 196H99L98 195V193H97V196H96V193L94 194V196H92L93 198H92V200L93 199H95L94 201H96V200H98V199H100V198H103L102 200H105L104 198L105 197H107L108 199L110 198L111 200H112V198H116L117 197V195L116 194H118V191L117 192ZM129 191V190H128ZM139 191V192H140ZM150 191L151 190H148L147 192L149 193V197L151 196L150 195ZM151 191V193H152V196H153V192ZM123 192V191H122ZM142 192V191H141ZM146 192V193H147ZM100 193V195L102 194L101 192H99ZM138 193V192H137ZM111 194H112V196H111ZM114 194H115V196L116 197H114ZM139 194V193H138ZM103 195V194H102ZM122 195H123V193H122ZM131 195V196H130ZM136 195V196H135ZM140 195L141 194H139V197H140ZM144 195V194H143ZM146 195V194H145ZM118 196H120L119 194H118ZM126 196V195H125ZM142 196V195H141ZM148 196L146 197V198H148ZM240 196H241V194H240V191L238 192V190L237 191H235L234 192V196H233V202H231L230 203V207H228L227 206V208H230L228 211H226V212H223V209H221L220 211H218V217L220 218L219 219V226H221L220 228H222L221 229V231H223V232H227L226 234L225 233H223L222 232V234H221V232H220V236H223L222 238H225L226 237V239L228 240L229 238H230V242H232V244L230 245V246H228V245H222V246H224V247H226V246H228V249H225V248H223V249H219V251H229V247H231L232 248V250L233 249H237L236 251L237 252H239L240 254H243V257H245L244 258V260H246V262H248V263H250L251 261L250 260H253L254 262H256V261H258V262H261L262 264H264V187L260 190V192L259 193H257V194H248L247 196H246V198L244 199V200H242V201H240ZM122 196H120V198H121ZM138 197V196H137ZM136 197V198H137ZM106 198V199H107ZM117 198H119V197H117ZM119 198V199H120ZM130 198V199H129ZM135 198V199H136ZM145 198V199H146ZM124 199V198H123ZM137 199H139V198H137ZM145 199H140L141 200V203L143 202H145L146 200ZM150 200H147L149 203H151L152 202V199H151V197L149 198ZM52 200V205L50 204V206H49V208L50 209H53L52 210V212L54 211L55 213L57 212V211H62V212H64V214L60 211V212H57L58 213V215L56 214V215H54L52 212H51V210L49 209V208H47L48 209V213H52L53 214V217H54V219H57L56 217H58V219H59V221L60 222H56L57 220H53L54 221V223L56 222V224L57 223H59L58 225H60L61 224V227L63 228H61L62 229V233L64 232V231H66V232H64V236L66 235V233L68 232V229L69 228H73V227H77L78 225H80V221L79 220H83V219H79V218H81V216L83 217V216H86V214H87V210L85 211V208L83 207V206H81L80 204H78V203H73V202H70L71 203V205H72V203L74 204V207L73 208H78L77 210L80 212H78L77 210H75V209H73V210H75V212H76V214H78V217H76V214H75V212L73 213L72 212V209L71 208H69V207H71V206H69V204H67L66 202H67V200H65L66 202V205H68V206H66V207H68L69 208V210H71V215H72V219H73V221H72V219L71 218H69L71 215H70V213L68 212V208H64L63 206L64 205H62V203L64 202V199H60V198H56V199H51ZM101 200V199H100ZM121 200V199H120ZM48 201H50V199H48L46 202H44L43 204H48L49 202ZM53 201H54V203H53ZM57 201V202H56ZM59 201H62L61 202V206H60V203L59 204H57L58 206L57 207H55V205H56V203H58ZM124 201V200H123ZM123 201L121 200V202H120V204H122L123 203ZM132 201V202H131ZM139 200H137V202H138ZM51 202V201H50ZM148 202H146V203H148ZM118 203V202H117ZM240 203H243V204H240ZM78 204V205H77ZM119 204V203H118ZM145 204V203H144ZM152 204V203H151ZM151 204L149 205V204H147V205H149V206H151ZM123 205V204H122ZM125 205V204H124ZM137 205V204H136ZM141 205L142 204H140V206L139 207H137L136 206V208H135V210H137L138 212H139V210H140V207H141ZM146 205V207L145 208H148L149 206H147ZM42 207L44 206V205H41ZM41 206H40V208H41ZM45 206H47V205H45ZM44 206V208H42V209H40L41 210V212H42V210H43V212H44V210L46 209V207ZM119 206H121V205H119ZM133 206H135V204H133ZM48 207V206H47ZM51 207H53V208H51ZM55 207V208H54ZM61 207H62V209H61ZM81 207V208H80ZM122 207V206H121ZM128 208L130 207V206H127ZM56 208H59L58 210L56 209ZM79 208H80V210H79ZM131 208V207H130ZM54 209H56V210H54ZM65 209V210H64ZM67 209V210H66ZM126 213H134V211L132 210V212H131V210L129 211L127 208H125L124 206H123V208H122ZM131 209H133V207L131 208ZM50 210V211H49ZM120 210H121V208H120ZM123 210H121L122 211V214L123 213H125V212H123ZM66 211V212H65ZM85 211V212H84ZM121 211H119V213H121ZM47 212V210L44 212V218H47V220L49 221V220H51V219H53V217H46V215L45 214H47L46 213ZM88 212H89V209H88ZM136 212V211H135ZM50 213V214H51ZM86 213V214H85ZM125 213V214H126ZM128 213V214H129ZM225 213V214H224ZM52 214L51 215H49V216H52ZM73 214L75 215V216H73ZM125 214L124 215H122L121 217H124L125 216ZM88 215V214H87ZM130 215V214H129ZM132 215V214H131ZM48 216V215H47ZM121 217H119L120 218V220H121ZM132 217L134 218V220H135V218L137 217H134L133 215H132ZM139 218H140V216H138ZM227 217H228V219H227ZM48 218H51V219H48ZM79 220H78V219ZM124 218H126V217H124ZM130 218L131 217H129L128 219L130 220ZM176 218H178V219H176ZM71 219V220H70ZM78 220L79 222H74L75 220ZM105 219H107V218H105ZM105 219H103V220H101V221H107V220H105ZM118 219V218H117ZM128 219H124V220H127L128 221ZM138 219V218H137ZM145 219H147V217L145 216ZM175 219V220H174ZM76 220V221H77ZM124 220H123V218H122V224H121V227H122V225L124 224ZM166 220V221H167ZM171 220V221H170ZM177 220V222H175ZM46 221V220H45ZM139 221H141V220H139ZM139 221H137L138 223H139ZM143 221H144V218H143ZM146 221V220H145ZM166 221L164 220V225H163V227L165 228L166 227V224L168 223H166ZM51 221H49V223H50ZM126 222V221H125ZM134 222V221H133ZM147 222V221H146ZM184 222V223H183ZM46 223V222H45ZM49 223H46V225L47 224H49ZM54 223H50L51 225L52 224H54ZM78 223V224H77ZM102 224L104 223V222H101ZM140 223H142V222H140ZM170 223H168V226L169 225H171ZM187 223H188V225H187ZM190 223V224H189ZM55 224V225H56ZM127 224V223H126ZM130 223H129V221H128V224L127 225H123V227H125V228H122V229H125L124 231H127V233H129L130 232V234H131V231L130 230H132V229H130L132 226L131 225H129ZM131 224H132V222H131ZM55 225L53 226L52 225V229H53V227H55ZM70 225H72V226H70ZM106 224L104 223L102 226H105ZM128 225H129V228H128ZM134 225H137L138 226V224H135V222H134ZM133 225V226H134ZM127 226V227H126ZM131 226V227H130ZM185 226H187V227H185ZM190 226H191V229H190ZM47 227V226H46ZM48 227H49V225H48ZM56 227H58L57 225H56ZM141 227V226H140ZM140 227H139V229H140ZM163 227H162V229H161V234H159V233H157V234H159L160 235V240H158V238H157V243H159V244H161L162 245V243H163V241H164V239H166V238H168L169 239V237H168V233H169V231H168V233H167V231H164L165 233L164 234H166L167 235V237L162 233V230H163ZM171 227V229H168V230H172V232L174 231V229H173V224H172V226H170ZM170 227H168V228H170ZM189 227V228H188ZM134 228H135V226H134ZM133 228V229H134ZM179 228L181 229L182 228V230H184L183 232H180V231H182V230H179ZM225 228V230H223ZM48 229V228H47ZM49 229H51V228H49ZM59 229V228H58ZM65 229V230H64ZM73 229H75V228H73ZM105 228H103V230L101 229V233H97V234H95V236L96 237H94L93 238V240L95 239V241L96 240H98L99 239V241H101V242H105V243H111V238H110V235L109 236H105L106 235V232H103V231H105L104 230ZM127 229V230H126ZM167 229V227L165 228V230ZM193 229V230H192ZM54 230V229H53ZM64 230V231H63ZM70 230V229H69ZM129 230V231H128ZM136 230H137V232H138V229L136 228ZM188 230H192V232H193V234H191L190 236H189V232H188ZM49 231V230H48ZM61 230H59V232H60ZM72 231H74V230H72ZM50 232V231H49ZM52 233L53 232H56V230L55 231H51ZM59 232H58V234H59ZM71 232V231H70ZM123 232V231H122ZM121 232V233H122ZM171 232V231H170ZM179 232L181 233V234H179ZM195 232V233H194ZM102 233H104L105 235H103ZM108 233V232H107ZM176 233V232H175ZM175 233H172V234H174V238L177 236V235H175ZM49 234H51V233H49ZM54 234V233H53ZM61 234V233H60ZM68 234L70 235V233L68 232ZM122 234H124L123 235V238H124V236H126V234L123 232ZM122 234H121V236H119L120 237V239H121V237H122ZM132 234H134L133 232H132ZM131 234V235H132ZM150 234V233H149ZM149 234H147L149 237H150V235ZM52 235V234H51ZM56 235V234H55ZM62 235V234H61ZM60 235V236H61ZM108 235V234H107ZM130 235V236H131ZM135 235H137V237H138V234L136 233V231H135V234L134 235H132L131 236V239H136L134 236ZM159 235H158V237H159ZM165 236V238L163 239V241L161 240L162 238H161V236ZM193 235L195 236V238L193 237ZM56 236H58V235H56ZM60 236H58L57 238L59 239V237ZM113 236V235H112ZM129 236V235H128ZM153 236H156V234H153ZM152 235H151V237H153ZM172 236V235H171ZM170 236V238H172ZM229 238H228V237ZM66 238H68V236L66 235L65 236ZM70 237V236H69ZM127 237V236H126ZM146 237V238H145ZM145 239H148L147 238V236H146V233H145ZM219 237V236H218ZM61 239L63 238L64 239V237H60ZM143 238V239H144ZM177 238V237H176ZM221 238V237H220ZM61 239H59V240H61ZM70 239H71V237H70ZM86 239H87V237H86ZM124 239H126V238H124ZM129 239V238H128ZM154 240H151V242L153 241V245H154V243H156V242H154L155 241V238H153ZM173 239V238H172ZM171 239V240H172ZM191 239V240H190ZM226 239H223V241H225ZM91 240H92V238H91ZM137 240H139V239H136V241ZM170 240V239H169ZM169 240H167L168 242L166 243V244H168L169 246L167 247V249L166 250H168V248L170 247V242H169ZM175 240V239H174ZM177 240V239H176ZM192 240L194 241L193 243H192ZM220 240H222V239H219L218 241H220ZM65 241V240H64ZM84 242H85V239L83 240ZM139 241H141V240H139ZM139 241L138 242H136V243H139ZM144 241V240H143ZM160 241H162V242H160ZM166 241V240H165ZM164 241V242H165ZM228 241V242H229ZM56 242H57V240H56ZM62 242V241H61ZM61 242H57V243H61ZM71 242V241H70ZM87 242V241H86ZM127 242H129V240L127 241ZM134 242H135V240H134ZM133 242V243H134ZM171 242H173V241H171ZM186 242V244L188 245V246H186V244H184ZM227 242V241H226ZM226 242H225V244H226ZM227 242V243H228ZM67 243H69V241L67 242ZM89 243V242H88ZM87 243V244H88ZM104 243V244H105ZM126 243V242H125ZM136 243H135V246H136ZM143 243V242H142ZM145 243H147V242H144L143 244H144V247L146 246V248H147V246H148V244H145ZM149 243H150V241H149ZM175 242H173V243H171V245L172 244H174ZM70 244H72V243H70ZM102 244V243H101ZM112 244L113 243H111V245L109 246V247H104L105 249H107V248H109V252L110 251H112V249L115 251V249L116 248H114L113 246H112ZM139 244H141V243H139ZM151 244V243H150ZM164 244V243H163ZM176 244L174 245V247L176 246ZM182 244V245H181ZM185 245V247L187 248V251L185 250V247H184V245ZM219 244H222V241H221V243H219ZM69 245V244H68ZM106 245V244H105ZM127 245V244H126ZM153 245H149V247L150 246H153ZM156 245H158V244H156ZM192 245V246H191ZM232 245L234 246V248L232 247ZM62 246H65V245H62ZM112 246V247H111ZM134 246V248H135V250L137 249V247H135ZM140 246V245H139ZM163 246V245H162ZM162 246L161 247H159V248H156V250L157 249H159V250H162L163 248H162ZM173 246V245H172ZM221 246V247H222ZM69 247H70V245H69ZM73 247V246H72ZM116 247V246H115ZM118 247V246H117ZM148 247V249H153V251H155V247L153 248V247H150L149 248ZM166 247V246H165ZM165 247H164V249H165ZM179 247H183V248H181L182 249V251H181V249L179 248ZM190 247V249H188ZM199 247V248H198ZM66 247H64V249H65ZM103 248V250H104V253H105V249ZM133 248V247H132ZM132 248H130L131 249V251H133V249ZM138 248H141V247H138ZM145 248V249H146ZM178 248H179V250H178ZM71 249V248H70ZM102 249V248H101ZM118 249V248H117ZM130 249H128L129 251H130ZM66 250V249H65ZM64 250V251H65ZM67 250H68V247H67ZM120 250V248L117 250V253H116V251H115V254H117L118 255V252H120L119 251ZM147 250V249H146ZM174 250H175V248H174ZM93 251H95V249L93 250ZM140 250H138V252H139ZM142 251V250H141ZM163 252L165 251V250H162ZM170 252H168V253H170V255L169 256H175V255H171V253H172V247L170 248V250H169ZM177 251H176V256H175V262H176V258L178 257V255L179 254H177ZM186 251V252H185ZM68 253L67 254H71V253H73V252H70L69 250L67 251ZM70 252V253H69ZM85 252V251H84ZM86 252L88 253V251L86 250ZM90 252H92V250H90ZM101 252H103V251H101ZM134 252V251H133ZM132 252V253H133ZM138 252H136V253H138ZM145 252H147V251H145ZM144 252V250H143V253H144V255H146L147 253H145ZM150 252V251H149ZM148 252V253H149ZM159 252L160 251H158L157 250V253H156V251H155V253L156 254H159ZM162 252V253H163ZM192 252V253H193ZM235 252V251H234ZM97 253V252H96ZM128 253H130V252H128ZM135 253V252H134ZM135 253V254H136ZM141 253V252H140ZM161 253V252H160ZM161 253V254H162ZM175 253V252H174ZM222 253V252H221ZM66 254V253H65ZM65 254H63L64 255V258H66L65 257ZM66 254V255H67ZM74 254H76V253H74ZM78 254V253H77ZM85 254V253H84ZM83 254V255H84ZM91 254V253H90ZM94 254V253H93ZM113 254V253H112ZM125 254V253H124ZM123 254V255H124ZM135 254H133V255H135ZM139 254V253H138ZM150 254H152L151 252H150ZM154 254V253H153ZM156 254H155V256H156ZM164 254V253H163ZM162 254V255H163ZM189 254V255H190ZM236 254H238V253H235V254H233V255H236ZM88 256H89V260L91 259H93L94 261H96V263L98 262V264H100V262L103 260H98V259H96V256L93 258L92 256H90L89 255V253L87 254ZM95 255H97V254H95ZM99 255H100V258H101V254L99 253ZM98 255V256H99ZM117 255H115V257L117 256ZM122 255V254H121ZM122 255V256H123ZM128 254L126 253V256H127ZM143 255V256H144ZM160 255V254H159ZM157 256V257H160V256ZM161 255V256H162ZM187 256V255H184V257H191V255L190 256ZM221 255V254H220ZM223 255V254H222ZM225 255V254H224ZM223 255V256H224ZM226 255H229V254H226ZM231 255V254H230ZM79 255H77V257H78ZM81 256V255H80ZM105 256V255H104ZM119 257H120V255H118ZM118 256L116 257V258H118ZM125 256V255H124ZM123 256V257H124ZM128 256H130V255H128ZM143 256H141V257H143ZM147 256V255H146ZM146 256H144V257H146ZM151 256V255H150ZM70 257H72V255H70ZM84 257V256H83ZM87 257V256H86ZM132 257V256H131ZM140 257V256H139ZM148 257V256H147ZM152 257H154V256H152ZM151 257V258H152ZM164 257H165V255H164ZM172 257V258H173ZM182 257V256H181ZM195 257H196V255H195ZM69 258V255H68V257H67V259ZM74 258V257H73ZM106 258L108 259V258H112V260H113V256L112 255H109L108 254V252H107V254H106ZM133 258H134V256H133ZM135 258H136V256H135ZM151 258L149 259V260H151ZM155 258V257H154ZM192 258V257H191ZM105 259V258H104ZM121 259V258H120ZM123 259H129L128 257L127 258H123ZM123 259H121V260H123ZM136 259H138V257L136 258ZM141 258H139V260H140ZM159 259V258H158ZM164 259V258H163ZM161 259V263L160 264H163V263H166V259ZM174 259V258H173ZM172 259V261L171 262H173V264H176L175 262H174V260ZM178 259V258H177ZM181 259V258H180ZM250 259V260H249ZM69 260V259H68ZM77 260H79L78 258H77ZM82 260H83V258H82ZM90 260V261H91ZM114 260H115V258H114ZM135 260V259H134ZM138 260V261H139ZM148 259H147V261H149ZM156 261H157V259H155ZM155 260H152L153 262H155ZM247 260H249V261H247ZM66 261V260H65ZM106 261V260H105ZM109 261V260H108ZM133 261V260H132ZM131 261V262H132ZM138 261H137V263H138ZM163 261V262H162ZM168 261V260H167ZM170 261V260H169ZM103 262H104V260H103ZM122 262V261H121ZM123 262H127L128 263V261L127 260H124ZM159 262V261H158ZM157 262V263H158ZM242 262V260H240V263ZM246 262H244V263H246ZM254 262H251V264L253 263L254 264ZM258 262H256V263H258ZM94 263V262H93ZM95 263V264H96ZM136 263V264H137ZM156 263V264H157ZM88 264V263H87ZM102 264V263H101ZM105 264V263H104ZM108 264V263H107ZM111 264H112V262H111ZM167 264H169V263H167ZM172 264V263H171ZM241 264H243V262L241 263ZM260 264V263H259Z\"/></svg>",
	"mask_w": 264,
	"mask_h": 264
}]
</instances>
